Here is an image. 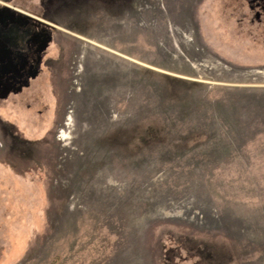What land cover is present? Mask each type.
<instances>
[{
	"label": "rangeland",
	"instance_id": "rangeland-1",
	"mask_svg": "<svg viewBox=\"0 0 264 264\" xmlns=\"http://www.w3.org/2000/svg\"><path fill=\"white\" fill-rule=\"evenodd\" d=\"M250 18L245 0H0V264H264Z\"/></svg>",
	"mask_w": 264,
	"mask_h": 264
},
{
	"label": "flooded vegetation",
	"instance_id": "flooded-vegetation-1",
	"mask_svg": "<svg viewBox=\"0 0 264 264\" xmlns=\"http://www.w3.org/2000/svg\"><path fill=\"white\" fill-rule=\"evenodd\" d=\"M247 9L251 13L250 22L256 23L258 29L264 33V0H245Z\"/></svg>",
	"mask_w": 264,
	"mask_h": 264
},
{
	"label": "trees",
	"instance_id": "trees-1",
	"mask_svg": "<svg viewBox=\"0 0 264 264\" xmlns=\"http://www.w3.org/2000/svg\"><path fill=\"white\" fill-rule=\"evenodd\" d=\"M13 62V61H12ZM7 84V83H6ZM7 87V85H5ZM2 88L1 89H6V87H4L3 85L1 86Z\"/></svg>",
	"mask_w": 264,
	"mask_h": 264
}]
</instances>
